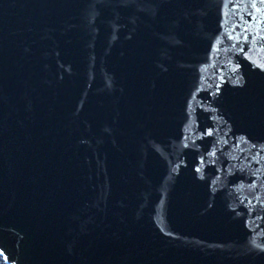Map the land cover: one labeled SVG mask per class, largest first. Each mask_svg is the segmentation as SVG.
Wrapping results in <instances>:
<instances>
[{
	"label": "water",
	"instance_id": "obj_1",
	"mask_svg": "<svg viewBox=\"0 0 264 264\" xmlns=\"http://www.w3.org/2000/svg\"><path fill=\"white\" fill-rule=\"evenodd\" d=\"M9 264H264V0H0Z\"/></svg>",
	"mask_w": 264,
	"mask_h": 264
},
{
	"label": "trees",
	"instance_id": "obj_2",
	"mask_svg": "<svg viewBox=\"0 0 264 264\" xmlns=\"http://www.w3.org/2000/svg\"><path fill=\"white\" fill-rule=\"evenodd\" d=\"M0 264H9L5 261V259L0 254Z\"/></svg>",
	"mask_w": 264,
	"mask_h": 264
}]
</instances>
